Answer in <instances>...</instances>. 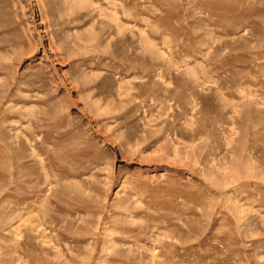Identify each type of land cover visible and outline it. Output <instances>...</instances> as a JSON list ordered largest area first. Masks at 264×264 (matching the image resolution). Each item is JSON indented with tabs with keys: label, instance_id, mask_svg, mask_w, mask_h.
Instances as JSON below:
<instances>
[{
	"label": "rangeland",
	"instance_id": "374dc122",
	"mask_svg": "<svg viewBox=\"0 0 264 264\" xmlns=\"http://www.w3.org/2000/svg\"><path fill=\"white\" fill-rule=\"evenodd\" d=\"M0 264H264V0H0Z\"/></svg>",
	"mask_w": 264,
	"mask_h": 264
}]
</instances>
